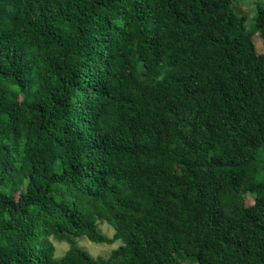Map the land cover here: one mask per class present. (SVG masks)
I'll list each match as a JSON object with an SVG mask.
<instances>
[{
    "label": "trees",
    "instance_id": "16d2710c",
    "mask_svg": "<svg viewBox=\"0 0 264 264\" xmlns=\"http://www.w3.org/2000/svg\"><path fill=\"white\" fill-rule=\"evenodd\" d=\"M234 6L0 0V264H264V0Z\"/></svg>",
    "mask_w": 264,
    "mask_h": 264
},
{
    "label": "rangeland",
    "instance_id": "374dc122",
    "mask_svg": "<svg viewBox=\"0 0 264 264\" xmlns=\"http://www.w3.org/2000/svg\"><path fill=\"white\" fill-rule=\"evenodd\" d=\"M261 1L262 0H234V7L240 14L250 16L251 18V16L254 14L256 3ZM254 43L257 52L264 53V39L255 38ZM101 231L109 237H112L114 233V231L111 230L107 225H101ZM77 241L79 246L86 249L94 258L100 256L108 258L111 255L112 250L116 247V245L109 246L95 244L86 237H79ZM55 244L57 249V257H63L65 252L69 249V244L67 242H55Z\"/></svg>",
    "mask_w": 264,
    "mask_h": 264
}]
</instances>
